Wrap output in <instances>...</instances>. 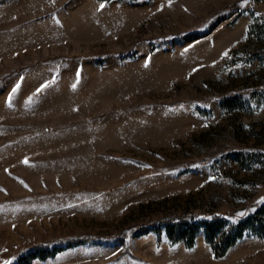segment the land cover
Instances as JSON below:
<instances>
[{"label": "rangeland", "instance_id": "374dc122", "mask_svg": "<svg viewBox=\"0 0 264 264\" xmlns=\"http://www.w3.org/2000/svg\"><path fill=\"white\" fill-rule=\"evenodd\" d=\"M6 262L264 264V0H0Z\"/></svg>", "mask_w": 264, "mask_h": 264}, {"label": "trees", "instance_id": "16d2710c", "mask_svg": "<svg viewBox=\"0 0 264 264\" xmlns=\"http://www.w3.org/2000/svg\"><path fill=\"white\" fill-rule=\"evenodd\" d=\"M197 230H198V228L197 227H195V229H194V233H196L197 232ZM211 233V231L209 230V234ZM194 238H192V240H193ZM234 241V240H233ZM233 241H230L228 244H232L233 243ZM230 245H228V246H226V248L225 249H223V251H219L220 250V248L218 247V245L216 246V251H217V253H225V251L227 250V248L229 247Z\"/></svg>", "mask_w": 264, "mask_h": 264}, {"label": "snow or ice", "instance_id": "6c2138e0", "mask_svg": "<svg viewBox=\"0 0 264 264\" xmlns=\"http://www.w3.org/2000/svg\"><path fill=\"white\" fill-rule=\"evenodd\" d=\"M226 55V54H225ZM45 87H47V85H45ZM25 163H27V161H25ZM6 264H10V262H6Z\"/></svg>", "mask_w": 264, "mask_h": 264}]
</instances>
